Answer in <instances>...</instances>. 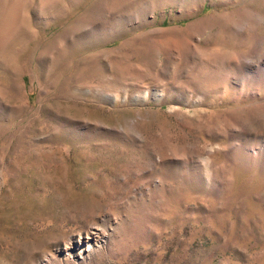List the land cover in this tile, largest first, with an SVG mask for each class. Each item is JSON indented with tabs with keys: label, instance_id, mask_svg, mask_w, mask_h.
I'll return each instance as SVG.
<instances>
[{
	"label": "rangeland",
	"instance_id": "374dc122",
	"mask_svg": "<svg viewBox=\"0 0 264 264\" xmlns=\"http://www.w3.org/2000/svg\"><path fill=\"white\" fill-rule=\"evenodd\" d=\"M0 264H264V0H0Z\"/></svg>",
	"mask_w": 264,
	"mask_h": 264
}]
</instances>
